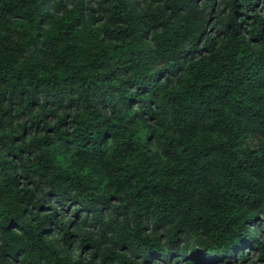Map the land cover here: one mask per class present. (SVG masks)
<instances>
[{
  "label": "clouds",
  "instance_id": "clouds-1",
  "mask_svg": "<svg viewBox=\"0 0 264 264\" xmlns=\"http://www.w3.org/2000/svg\"><path fill=\"white\" fill-rule=\"evenodd\" d=\"M0 264H264V0H0Z\"/></svg>",
  "mask_w": 264,
  "mask_h": 264
}]
</instances>
